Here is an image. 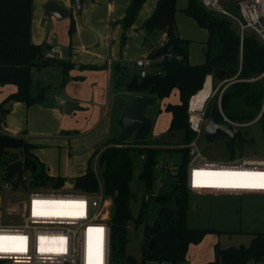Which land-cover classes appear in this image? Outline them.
Listing matches in <instances>:
<instances>
[{
    "label": "trees",
    "instance_id": "1",
    "mask_svg": "<svg viewBox=\"0 0 264 264\" xmlns=\"http://www.w3.org/2000/svg\"><path fill=\"white\" fill-rule=\"evenodd\" d=\"M73 1V0H72ZM145 0H129L124 16L119 20L126 29L134 22ZM231 11L233 8H229ZM183 13L206 30L204 61L192 64L188 58L189 39L180 37L175 20L176 0H157L152 13L141 27L146 37L166 32V40L153 47L148 56L153 59L152 71L140 78L133 73L124 83L127 91L151 95L164 100L176 90L178 101L166 103L163 108L170 113L169 132H180L182 143L174 149L180 154V163L175 175L167 174L160 192L152 194L156 179L153 168L161 151L151 142L134 139L131 145L119 137L108 140L98 156L99 178L90 163L84 173L69 180L75 190L94 192L102 184L103 192L111 199L110 207V264H132L135 259L126 252V231L132 222L135 229L141 226L143 244L140 264L165 261L171 264H186L190 244L199 243L210 229L190 228L187 225L189 191L185 186L186 164L189 160L188 144L194 132L188 127L187 109L192 95L204 87L206 76L228 83L223 90L227 94L221 110L237 122L256 121L264 135V42L253 31L246 29L241 36L234 21L221 12L206 8L201 0H187ZM32 0H0V85L13 84L15 90L0 101V127L9 112L12 102L20 101L27 106L43 103L48 87L41 86L32 93V69L57 66L67 71L69 62L46 56L47 46L31 39ZM74 31L73 22L69 33ZM125 35H122L124 41ZM147 41V40H146ZM160 56L161 59L156 60ZM221 71L224 75L221 76ZM119 83V82H118ZM122 83V82H120ZM203 86V87H202ZM213 86V85H212ZM216 105V102L213 106ZM210 112V111H209ZM206 110V118L209 115ZM221 122L222 117L219 116ZM122 144V146H119ZM145 144V145H143ZM253 144L243 138L240 147ZM33 145L23 136L0 132V176L10 181L14 189L48 188L64 186L66 178L50 175L44 164L32 152ZM236 148V147H235ZM228 158H230L227 143ZM96 153V152H95ZM92 154V158L94 157ZM102 153H105L104 158ZM143 156L141 159L140 157ZM140 159L138 183L146 194L139 205V213L133 217L130 211L131 181L134 176V161ZM26 175V180L22 177ZM172 179V180H171ZM166 183L170 190H165ZM148 195L149 198L145 199ZM173 199L174 205L168 202ZM158 207L156 217L145 221L148 204ZM248 245L214 246V259L206 264L264 263V231L251 232ZM155 241L153 250L147 245Z\"/></svg>",
    "mask_w": 264,
    "mask_h": 264
},
{
    "label": "crops",
    "instance_id": "2",
    "mask_svg": "<svg viewBox=\"0 0 264 264\" xmlns=\"http://www.w3.org/2000/svg\"><path fill=\"white\" fill-rule=\"evenodd\" d=\"M48 1L32 0L31 39L34 43L45 44L46 52L55 47L53 58L69 62L71 66L67 71L57 66L32 69L31 91L36 93L46 85V99L30 106L20 101L12 102L0 132L23 136L33 145L32 152L44 164L48 174L70 180L84 173L92 154L96 152L95 159L108 140L121 133L120 104L132 94L126 90L125 82L120 83L122 74L128 69L133 74L136 70L134 60L160 44L161 33L154 34L147 49L145 42L149 37L141 27L157 0H145L134 22L126 29L119 20L124 16L129 0H83L81 10L76 9L72 0H53L69 10L61 19L44 16ZM177 19L176 11L178 23ZM71 22L74 31L70 34ZM177 30L180 37L187 38ZM122 35H125L124 41ZM188 58L192 64L203 62L193 59L189 44ZM37 73L40 77L34 79ZM51 75L56 77L49 78ZM205 80L204 87L195 95L206 100L212 92L213 82L210 75ZM34 81L37 89L33 88ZM14 90L13 84L0 85V101ZM52 155H57L56 162L49 158ZM201 243L190 244L186 264H206L214 259V247L209 249Z\"/></svg>",
    "mask_w": 264,
    "mask_h": 264
},
{
    "label": "built area",
    "instance_id": "3",
    "mask_svg": "<svg viewBox=\"0 0 264 264\" xmlns=\"http://www.w3.org/2000/svg\"><path fill=\"white\" fill-rule=\"evenodd\" d=\"M201 2L206 8L221 12L234 20L241 36L244 30L249 29L264 42V0H240L238 16L231 15L226 10L219 8L217 0H201ZM160 36V43H162L166 40V32H161ZM55 50V47H51L46 52V56L53 57ZM162 57L160 56L156 60ZM153 61L148 56V52L142 53L134 60V67L137 68L136 73L140 78L147 75V69L152 66ZM193 96L189 99L187 109L188 127L195 134L194 139L188 144L190 152L193 149L194 154L190 156L189 152V160L186 164L185 186L187 190L190 193L212 195H264V189L261 188L212 186L221 184L223 179L226 180V183H236L233 176L216 175L217 173L264 172V155L236 158L234 154L233 158L227 160H211L204 156L197 147V140L203 136V126L206 122L204 106L208 98L199 109H196L192 107ZM220 98L221 96H219V100ZM219 116L222 117V123L231 124L239 129L249 126L257 119L249 122L232 121L224 115L221 109ZM98 156L94 159L95 163L98 162ZM140 158L142 159L143 156ZM156 165L164 173L176 174V166L170 161L157 162ZM22 179L26 180V175ZM251 179V183L261 182L258 177ZM217 180L219 182H216ZM157 181L163 186V180L157 178ZM63 187L58 189H27L28 195L23 204L20 221L15 224L0 222V237H24L25 239L23 241H0V249H8L0 250V264H110V197L104 194L102 184H99L98 190L94 192L81 190L64 192L62 191ZM4 188L14 189L10 181H4ZM153 193H158V190ZM148 198L149 196L146 195L145 199ZM37 201L47 203H36ZM80 204H83L82 208L79 206ZM98 228L103 229L102 258L99 261L97 260V252L100 234L94 231ZM11 249L23 250L14 251ZM157 264L171 263L161 261Z\"/></svg>",
    "mask_w": 264,
    "mask_h": 264
},
{
    "label": "rangeland",
    "instance_id": "4",
    "mask_svg": "<svg viewBox=\"0 0 264 264\" xmlns=\"http://www.w3.org/2000/svg\"><path fill=\"white\" fill-rule=\"evenodd\" d=\"M240 0H217L219 8L226 10L234 16H238V3ZM186 5V0H177V17L176 26L183 35L189 38V51L193 59H203V46H205V39L207 33L205 29L197 25V23L183 14L182 8ZM233 10L231 11V9ZM190 20V21H188ZM234 21V20H233ZM234 27L238 29L237 23L234 21ZM151 39H147L145 45L147 49L150 47ZM202 56V58H200ZM199 57V58H198ZM203 61V60H202ZM201 62V61H200ZM137 72V68L134 67ZM152 71L151 67L147 69ZM133 72V71H132ZM132 72L124 71L121 82H126L130 78ZM40 77V73L34 75V79ZM56 76H49L54 79ZM56 81V80H55ZM34 81V89H37V84ZM56 83V82H55ZM52 84L54 89L56 85ZM228 83L225 80L213 81L212 92L208 97L204 109L208 112L213 107V104L219 101V96L222 95L223 90ZM195 95V94H194ZM207 98V95H205ZM178 95L176 90H173L169 97L164 100L154 97V103L147 106L145 116L150 119L151 128L149 134L144 138L145 142H151L155 148L161 151L157 155L158 162L170 161L176 167V172L180 163V154L174 149L182 146V139L180 132H169L168 125L170 122V113L164 110L163 106L166 103H176ZM207 120V118H206ZM242 137L253 140V144L243 145L235 148V157L264 155V135L257 122L250 124L247 127L241 128ZM156 139H153V138ZM134 133L126 139L125 142L132 143L134 141ZM168 142V143H166ZM126 143V144H130ZM227 139L218 137L210 141L204 140L203 136L198 138L197 147L201 153L211 160H227ZM145 145V144H143ZM51 161L56 162L57 155L49 156ZM96 159V158H95ZM93 168L94 173L99 176V165L94 162L92 158L89 162ZM95 164V165H94ZM134 171L136 175L131 181V188L133 198L130 199V211L133 217L139 213V205L142 198L146 194L144 188L138 183L137 174L141 167L140 159L134 161ZM156 179L153 182L152 192H160L162 186L158 179L163 180L167 177L156 165L153 168ZM99 178V177H98ZM100 179V178H99ZM64 184L62 191L69 192L75 189L71 187L69 179ZM172 180V179H171ZM99 184L100 181H99ZM165 190H170L168 183L164 187ZM155 194V193H152ZM28 190L23 188L8 190L4 188V180L0 176V222L5 224H15L20 221V216L23 210V204L27 199ZM169 206H173V199L168 202ZM158 207L153 204H148L146 207L145 221H152L156 217V210ZM187 225L190 228L210 229L203 239L200 241L201 246L208 245L210 249L215 245L219 247L239 246L241 244L248 245L251 239V232L264 231V195L261 194H244V195H212V194H197L189 193L188 208H187ZM127 241L125 250L132 255L135 261L132 264H140L141 248L143 244V236L141 226L135 229L132 222L128 223L126 231ZM148 264H157L149 262ZM250 264H263V262H250Z\"/></svg>",
    "mask_w": 264,
    "mask_h": 264
},
{
    "label": "water",
    "instance_id": "5",
    "mask_svg": "<svg viewBox=\"0 0 264 264\" xmlns=\"http://www.w3.org/2000/svg\"><path fill=\"white\" fill-rule=\"evenodd\" d=\"M73 3L77 10H81L83 0H73ZM44 16L49 17L53 15L56 19H61L68 15L69 10L60 5L56 1L49 0L44 6ZM221 76L224 75V71H221ZM204 84V83H203ZM227 94L221 95L220 100L214 105L207 117V120L203 126V138L206 141L213 140L218 137H224L228 141L230 158L234 157L235 147H240L243 139L241 129L227 123L218 121L220 115V109L225 101ZM154 103V97L151 95L133 93L130 97L122 101L120 108L122 110V117L120 120L121 133L119 139L126 141L134 133L135 139H142L150 132L151 122L150 119L145 116L147 106ZM194 154L192 149L190 156ZM105 153H102L104 158ZM155 241L150 240L147 247L153 250Z\"/></svg>",
    "mask_w": 264,
    "mask_h": 264
},
{
    "label": "snow or ice",
    "instance_id": "6",
    "mask_svg": "<svg viewBox=\"0 0 264 264\" xmlns=\"http://www.w3.org/2000/svg\"><path fill=\"white\" fill-rule=\"evenodd\" d=\"M197 175H200V173H197ZM216 175H223V176H244V177H258L260 178V183H221V184H214L212 186L215 187H233V188H261L264 189V172H228V173H217ZM36 203H47V202H40L37 201ZM81 208L83 207V204L79 205ZM35 214V212H34ZM93 231V230H90ZM95 232L100 234V242L98 245V252H97V260L99 261L102 258V233L103 229H95ZM24 237H0V241L4 240H19L23 241ZM0 250H8V249H0ZM11 250H23V249H11Z\"/></svg>",
    "mask_w": 264,
    "mask_h": 264
},
{
    "label": "bare ground",
    "instance_id": "7",
    "mask_svg": "<svg viewBox=\"0 0 264 264\" xmlns=\"http://www.w3.org/2000/svg\"><path fill=\"white\" fill-rule=\"evenodd\" d=\"M204 101H205V99H201V98L197 97L196 95H194L193 98H192V107L193 108H196V109H199L200 106H202V104L204 103ZM251 178H247V177H244V176H239L237 178L236 176H233V180L236 183H251V180H252ZM216 182H219V180H217ZM220 183H226V180L223 179V180H221Z\"/></svg>",
    "mask_w": 264,
    "mask_h": 264
}]
</instances>
